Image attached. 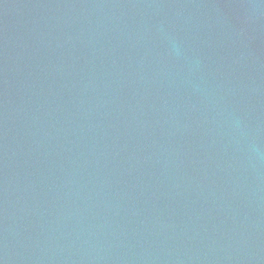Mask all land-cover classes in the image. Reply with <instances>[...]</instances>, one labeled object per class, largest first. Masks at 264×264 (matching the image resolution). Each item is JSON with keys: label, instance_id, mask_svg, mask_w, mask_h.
<instances>
[{"label": "water", "instance_id": "water-1", "mask_svg": "<svg viewBox=\"0 0 264 264\" xmlns=\"http://www.w3.org/2000/svg\"><path fill=\"white\" fill-rule=\"evenodd\" d=\"M2 264H264V0H0Z\"/></svg>", "mask_w": 264, "mask_h": 264}, {"label": "snow or ice", "instance_id": "snow-or-ice-1", "mask_svg": "<svg viewBox=\"0 0 264 264\" xmlns=\"http://www.w3.org/2000/svg\"><path fill=\"white\" fill-rule=\"evenodd\" d=\"M0 264H2V262H0Z\"/></svg>", "mask_w": 264, "mask_h": 264}]
</instances>
